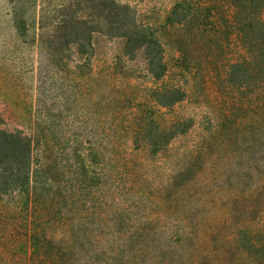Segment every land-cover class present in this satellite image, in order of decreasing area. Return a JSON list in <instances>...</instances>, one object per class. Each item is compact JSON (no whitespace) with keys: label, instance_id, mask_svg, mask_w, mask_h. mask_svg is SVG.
I'll list each match as a JSON object with an SVG mask.
<instances>
[{"label":"rangeland","instance_id":"1","mask_svg":"<svg viewBox=\"0 0 264 264\" xmlns=\"http://www.w3.org/2000/svg\"><path fill=\"white\" fill-rule=\"evenodd\" d=\"M178 1L0 0V114L8 131L32 141L37 165L51 167L49 197L59 201L40 215L25 196H0V264H73V224L89 222L96 206L109 214L88 264H186L201 255V264H251L234 226L264 229V92L230 83L248 53L229 5L203 31L193 17L169 29ZM108 5L119 24L137 20L165 45L164 80L155 83L142 51L124 55L122 39L72 43L79 19L106 30ZM162 85L181 87L185 100L155 104ZM152 119L186 133L157 155L138 153L136 144L154 139L155 128L138 132L142 123L151 131ZM38 231L52 241L46 251Z\"/></svg>","mask_w":264,"mask_h":264},{"label":"trees","instance_id":"2","mask_svg":"<svg viewBox=\"0 0 264 264\" xmlns=\"http://www.w3.org/2000/svg\"><path fill=\"white\" fill-rule=\"evenodd\" d=\"M219 2V4H217ZM215 4L212 5L211 4ZM227 3L232 9V27L237 34L238 41L243 48L246 49L248 56L243 60L235 63L231 67L230 83L241 84L247 82L246 87H253L254 91L260 90L264 92V0H190L177 2L173 7L172 12L167 18L166 26L169 29L184 26V24L192 18L195 22H189L198 28V31H203L208 24V20L213 18V15L224 13V4ZM105 7V22L106 30L98 31L92 27L84 28L81 23L86 26L88 22L84 19H79L72 27V43L80 44L83 41L87 42L93 38L95 34L107 35L122 39L123 54L134 58L137 52L144 53L149 75L158 84L164 80L168 73V63L166 61V48L150 28L138 24L137 20H133L131 25H122L117 21V16L113 12L110 5ZM191 21V20H190ZM252 93V92H250ZM257 94L254 92L252 94ZM153 102L161 107L170 108L186 98V92L181 87L175 85H162L154 90L150 96ZM154 125L150 128H144V124L140 125L138 132L152 133L156 129L154 139L143 141L136 144L133 149L140 153L145 152L149 155H157L165 151L171 141L186 133L180 129V123H175L169 127L162 128L157 125V122L152 119ZM147 127V126H146ZM152 138V137H151ZM51 167L46 163L37 165L35 162V152L33 143L30 139L24 137L21 133L10 132L4 127V121L0 114V196L13 197L16 195L25 196L27 199L26 207L29 202L38 209V213L46 214L52 211L51 206L59 201L51 200L49 194L53 193L54 184L56 181L50 180ZM41 177H47V180L41 182ZM38 178V182H37ZM106 182H110L113 178L111 174L105 175ZM36 179V180H35ZM38 183V193L37 192ZM59 200V199H58ZM75 210L74 216H77L81 209ZM89 222L80 221L76 218L73 224V244H72V262L73 264H88L86 261L89 252H93L94 244H101L104 228L103 214H109L104 211L101 206L93 207L87 210ZM96 218V221L92 219ZM244 225V226H242ZM105 226V227H104ZM248 225L241 224L234 227L240 231L244 237L243 252L248 256L251 264H264V229L253 231L246 227ZM104 227V228H103ZM108 228V227H107ZM111 230V229H110ZM46 232L41 229V233ZM115 232V231H113ZM38 231L37 246L39 249L46 251L49 248L51 239L46 236H41ZM108 235L113 236L109 232ZM199 235L198 237H200ZM196 237V238H198ZM52 242V241H51ZM203 241L199 238V244ZM96 254V253H95ZM105 253H102L104 255ZM93 256V255H92ZM90 256L89 259L93 257ZM242 256V255H241ZM202 255L199 258L188 259L186 264H201ZM39 259V258H38ZM238 258V264L242 260ZM43 260V259H39ZM48 264H54L49 262Z\"/></svg>","mask_w":264,"mask_h":264}]
</instances>
